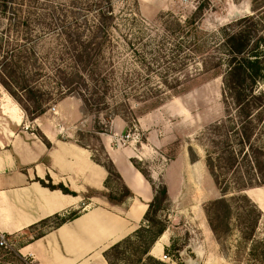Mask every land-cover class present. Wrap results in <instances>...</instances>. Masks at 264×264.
Returning a JSON list of instances; mask_svg holds the SVG:
<instances>
[{
    "label": "trees",
    "instance_id": "trees-1",
    "mask_svg": "<svg viewBox=\"0 0 264 264\" xmlns=\"http://www.w3.org/2000/svg\"><path fill=\"white\" fill-rule=\"evenodd\" d=\"M260 9L264 5L256 11ZM201 10L198 5L194 15L183 22L170 15L160 17V28L139 31L141 52L132 46L136 70L114 54L118 32L112 0H0V85L30 121L67 97H76L88 111L123 119L118 109L125 107L132 117V93L138 92L133 95L135 100L145 104L165 94L164 90L175 92L182 81L198 73L221 77L224 116L202 134L205 165L221 195L204 205V215L222 253L230 250L233 226L237 232L234 261L264 264V232L257 233L262 213L245 194L264 187V89L260 88L264 85V32L259 30L264 26V13L243 16L210 34L218 36L210 50L198 37L201 31L196 16ZM157 30L160 35H154ZM50 39L52 45L46 47ZM105 158L107 165L96 162L107 172L100 196L111 206H123L133 195L111 160ZM38 182L50 190L78 196L61 183ZM166 191V186L155 191L142 225L104 252L107 264H113L111 255L129 264L123 247L132 251V264H165L149 255L165 228L152 234L146 224H158L148 215L157 194L167 199ZM95 196L83 199L86 202ZM78 215L76 211L65 217L56 215L40 225L51 223L50 228H57ZM134 242L137 245L131 246ZM0 251L18 264H27L14 249ZM177 264L184 263L178 260Z\"/></svg>",
    "mask_w": 264,
    "mask_h": 264
},
{
    "label": "rangeland",
    "instance_id": "rangeland-1",
    "mask_svg": "<svg viewBox=\"0 0 264 264\" xmlns=\"http://www.w3.org/2000/svg\"><path fill=\"white\" fill-rule=\"evenodd\" d=\"M54 1L67 3L69 0ZM112 1L118 32L115 34L113 43L114 50H117L114 54L119 56V61L123 59L130 69L136 70L138 62L137 57L132 56V46L141 52L142 47L137 40L139 31L150 32L160 28L158 26L160 17L170 15L173 19L183 22L190 19L198 5H201L202 10L196 16L199 22L198 29L201 31L198 37L205 40L204 43L211 50L218 36L210 34H215L216 30L243 16L255 15L256 17L261 12L264 13V9L256 11L264 5V0H254V2L252 0ZM261 26L259 30L263 33L264 26ZM160 33L161 30H157L154 35H160ZM51 43L52 39L47 40L44 45L51 47ZM200 61L202 58L196 64L198 69L201 67ZM182 83L175 92L164 90L165 94L145 104L135 100L137 96L134 98L133 95H138V92L132 93L130 102L132 117L125 107L118 109L125 121L108 112L97 114L88 111L76 97H67L62 100L63 102L52 103L42 116L53 121L57 130L63 131L61 135L58 134V141L87 151L90 162L98 166L101 165L96 162L107 165L105 158L107 154L103 148L102 139H109L114 133H118L114 135L112 146L132 147L136 155L133 159L134 164L143 172L147 180H151L150 176L155 179L153 183L156 191L166 186L167 199L163 200L161 195L157 194V202L148 215L149 219L158 224H146L150 227L152 234L159 227H164L165 231L162 234L170 237L167 251L163 253L169 259L163 263L177 264L180 260L184 264H249L234 261L233 246L237 239L234 227H230L232 229L228 239L230 250L228 253H222L204 215V205L221 195L205 165L206 140L202 134L208 126L224 116L222 78L209 73L202 75L198 73L197 76L186 79ZM260 88L264 89V85H260ZM0 98H2L0 105L5 104L4 111L8 116L14 118L16 114L20 115L21 111L27 125L33 121L26 117L2 85H0ZM76 108L80 112L78 119L74 117ZM115 119L122 120L124 124L114 121ZM63 123L64 127H61ZM127 134L131 136L133 134L135 140L122 141ZM40 181L46 185L58 184L57 181L48 177ZM114 186L117 188V185ZM99 194L101 193L88 189L82 199L85 196ZM245 194L262 213L257 229V233L262 234L264 232V187L249 189L245 191ZM92 205V202H89L76 212L80 213L84 207H92ZM55 222L52 221V224ZM134 245L137 243L134 242L133 245L131 243V246ZM121 250H126L125 259L132 264V251L126 247ZM3 253L0 251L1 255ZM160 257L157 260H160ZM111 260L113 264H126L125 261L116 260L114 255H111ZM1 261V264H18L10 256L2 255Z\"/></svg>",
    "mask_w": 264,
    "mask_h": 264
},
{
    "label": "crops",
    "instance_id": "crops-1",
    "mask_svg": "<svg viewBox=\"0 0 264 264\" xmlns=\"http://www.w3.org/2000/svg\"><path fill=\"white\" fill-rule=\"evenodd\" d=\"M4 106L0 105V233L27 264H107L104 252L142 225L156 193L155 179L147 180L134 167L132 147L112 146L118 134L114 133L102 139L103 148L133 197L120 207L109 205L100 194L85 202L82 196L88 189L104 190L105 169L90 162L87 151L58 141L63 131L45 116L27 125L21 111L11 118ZM79 115L76 108L74 117ZM45 177L78 196L43 187L38 180ZM89 202L92 207H84L75 219L57 228H50L51 223L40 225ZM169 243L170 237L161 235L150 256L159 259Z\"/></svg>",
    "mask_w": 264,
    "mask_h": 264
},
{
    "label": "built area",
    "instance_id": "built-area-1",
    "mask_svg": "<svg viewBox=\"0 0 264 264\" xmlns=\"http://www.w3.org/2000/svg\"><path fill=\"white\" fill-rule=\"evenodd\" d=\"M129 139H132V141L135 140V138H133V134L132 136L130 134H127L124 136V138H122V141H127ZM12 243L9 241L8 237L3 234V233H0V250L1 249H4V250H12ZM168 256L166 254H162L161 257H160V261L164 262L166 260H168Z\"/></svg>",
    "mask_w": 264,
    "mask_h": 264
}]
</instances>
